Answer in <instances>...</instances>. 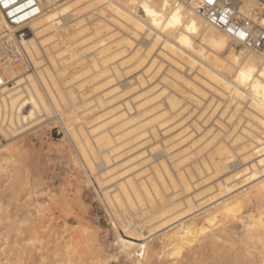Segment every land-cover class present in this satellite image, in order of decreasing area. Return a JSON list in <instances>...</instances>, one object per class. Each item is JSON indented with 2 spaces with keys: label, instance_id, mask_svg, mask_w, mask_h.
<instances>
[{
  "label": "bare ground",
  "instance_id": "bare-ground-1",
  "mask_svg": "<svg viewBox=\"0 0 264 264\" xmlns=\"http://www.w3.org/2000/svg\"><path fill=\"white\" fill-rule=\"evenodd\" d=\"M37 1L40 14L20 26L0 11V36L31 63L0 62L11 83L0 89V172L18 138L59 124L115 229L104 256L86 228L69 227L87 242L70 264H146L155 246L174 258L192 240L212 261L264 264V51L188 0ZM238 7L264 27V0ZM64 232L65 244L76 238Z\"/></svg>",
  "mask_w": 264,
  "mask_h": 264
},
{
  "label": "rangeland",
  "instance_id": "rangeland-1",
  "mask_svg": "<svg viewBox=\"0 0 264 264\" xmlns=\"http://www.w3.org/2000/svg\"><path fill=\"white\" fill-rule=\"evenodd\" d=\"M81 119L83 122H90L85 116H81L79 121ZM49 121L29 130L16 140L19 148L14 155L15 158L13 157L14 164L7 171L0 172V264L74 263L80 256L85 257L87 242L84 243V237L79 234H70L69 227L72 225L86 228L89 233L88 241L96 237L102 249L101 255L105 256L111 251L110 245L115 237L111 218L101 200L98 199L97 193L87 184L88 181L82 169L73 165L74 154L70 144L63 133L58 134L54 129L60 128L59 124L54 123L53 120ZM87 123L85 122L86 125ZM1 141L5 143L4 140ZM254 200L255 198H251V202L249 201L250 224L257 219L253 211L256 202ZM64 230H66L64 235L68 232L67 235L76 236V238H70L73 240H69L67 245L61 239V233ZM195 241L189 242L186 248L180 249L181 251H176L175 255L176 253L181 255L177 254L178 257L174 255L175 259L171 256L162 257L160 246H155L149 253L146 264H178L179 261L185 260L187 264H225L226 258L223 260L220 257L223 260L221 261L217 259L218 256L212 261L215 255L200 251V247H195L198 246ZM155 244L158 245V242L155 241ZM239 245L233 246V250L236 251L233 256L242 250ZM1 247H4L3 250ZM250 250L257 254L254 249ZM195 251L198 253L196 254ZM199 252L208 257L212 255L211 259L203 255L208 259L207 261ZM197 257L201 258V261ZM232 259L228 258L225 261L233 264L235 261ZM192 260L193 262H190Z\"/></svg>",
  "mask_w": 264,
  "mask_h": 264
},
{
  "label": "built area",
  "instance_id": "built-area-1",
  "mask_svg": "<svg viewBox=\"0 0 264 264\" xmlns=\"http://www.w3.org/2000/svg\"><path fill=\"white\" fill-rule=\"evenodd\" d=\"M193 4L199 14L205 17L208 24L226 32L239 44L256 53L264 51V27L255 24L252 19L239 11V0H188ZM7 4V7H5ZM0 11L5 15L7 21L20 26L34 19L40 14L37 0H0ZM264 18V11L258 15ZM22 46L12 42L6 36H0V62H13L22 64L25 69H31ZM10 82L0 76V89ZM58 134L63 133L60 128H54Z\"/></svg>",
  "mask_w": 264,
  "mask_h": 264
},
{
  "label": "snow or ice",
  "instance_id": "snow-or-ice-1",
  "mask_svg": "<svg viewBox=\"0 0 264 264\" xmlns=\"http://www.w3.org/2000/svg\"><path fill=\"white\" fill-rule=\"evenodd\" d=\"M209 3H212V0H208ZM5 7H7V4H5Z\"/></svg>",
  "mask_w": 264,
  "mask_h": 264
},
{
  "label": "crops",
  "instance_id": "crops-1",
  "mask_svg": "<svg viewBox=\"0 0 264 264\" xmlns=\"http://www.w3.org/2000/svg\"><path fill=\"white\" fill-rule=\"evenodd\" d=\"M113 264H117V263H113ZM120 264H123V263H120Z\"/></svg>",
  "mask_w": 264,
  "mask_h": 264
}]
</instances>
